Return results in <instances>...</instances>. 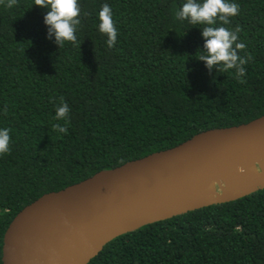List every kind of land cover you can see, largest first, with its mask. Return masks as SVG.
<instances>
[{
  "label": "trees",
  "instance_id": "trees-1",
  "mask_svg": "<svg viewBox=\"0 0 264 264\" xmlns=\"http://www.w3.org/2000/svg\"><path fill=\"white\" fill-rule=\"evenodd\" d=\"M106 2L113 49L97 30ZM183 2L82 0L90 15L78 43L59 49L34 0H0V127L12 140L0 156V264L8 227L45 194L264 116V0H235L231 27L252 56L244 84L196 60L204 41L200 26L175 19ZM61 98L67 134L53 131ZM89 264H264V190L119 237Z\"/></svg>",
  "mask_w": 264,
  "mask_h": 264
},
{
  "label": "water",
  "instance_id": "water-1",
  "mask_svg": "<svg viewBox=\"0 0 264 264\" xmlns=\"http://www.w3.org/2000/svg\"><path fill=\"white\" fill-rule=\"evenodd\" d=\"M261 190L264 116L45 194L8 227L2 264H89L119 237Z\"/></svg>",
  "mask_w": 264,
  "mask_h": 264
},
{
  "label": "clouds",
  "instance_id": "clouds-1",
  "mask_svg": "<svg viewBox=\"0 0 264 264\" xmlns=\"http://www.w3.org/2000/svg\"><path fill=\"white\" fill-rule=\"evenodd\" d=\"M3 2L5 7L11 9L18 0ZM34 6L45 10L43 23L47 27V38L51 40L54 37L59 49L66 43H78L77 33L90 15L84 10L82 0H34L32 7ZM239 14L240 6L235 0H185L175 12V19L200 26L196 29L200 30L204 43L195 55H198L197 61L203 62L209 72L213 68L217 72L233 70L234 78L244 84L247 73L245 65L252 60V56L245 51L247 45L240 39V27H231L233 18ZM96 17L98 32L106 37V47L113 49L118 43L119 30L112 6L107 2L102 4ZM242 51L243 56L239 54ZM6 110L5 106L3 111ZM70 113L68 103L61 98L55 107L54 119L64 123L54 124L53 131L57 134H67L66 125L70 122ZM11 143V130L8 127H0V156L10 152Z\"/></svg>",
  "mask_w": 264,
  "mask_h": 264
}]
</instances>
